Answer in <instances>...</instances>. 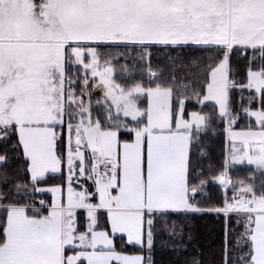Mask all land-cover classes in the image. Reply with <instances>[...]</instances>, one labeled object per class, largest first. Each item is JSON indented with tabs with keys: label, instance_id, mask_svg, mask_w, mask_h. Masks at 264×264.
Instances as JSON below:
<instances>
[{
	"label": "snow or ice",
	"instance_id": "6c2138e0",
	"mask_svg": "<svg viewBox=\"0 0 264 264\" xmlns=\"http://www.w3.org/2000/svg\"><path fill=\"white\" fill-rule=\"evenodd\" d=\"M189 42L223 51L208 74L203 98L200 93L196 97L201 104L215 101L220 116L235 122L229 97V89L237 86L229 79L234 46L261 51L260 69L249 68L247 83L239 87L264 94V0H0V139L18 136L32 190L53 194L46 214L27 203L6 206L0 219V264H143L140 255L118 253L113 237L121 234L128 243L143 245L146 236L150 249L157 215L205 211L192 202L206 182L190 186L189 151L193 126L199 131L208 117L192 112L185 119L184 99L174 111L171 86L136 83L125 88L116 83L111 53L101 51L105 45L135 46L144 58L150 45ZM68 62L82 66L85 89L90 73L94 86L111 101L103 122L93 120L84 105L82 96L90 93L82 91L78 98L71 88ZM149 74L157 76L151 69ZM142 95L148 98L146 109L137 104ZM243 111L255 117L257 127L229 132L231 159L264 171V103L257 111ZM120 113L126 119H119ZM65 123L66 195L62 185L34 187L47 173L61 171L56 127ZM122 133L129 139L121 140ZM5 160L0 155V162ZM227 169L226 159L225 170L214 179L235 188ZM80 177L92 184L73 187ZM239 184L231 202L225 197L222 208L207 211L246 216L241 239L248 250L238 260L264 264V185L257 194L252 185ZM15 187L28 190L27 184ZM40 204L45 207L44 201ZM78 210L86 213L84 231L77 227ZM101 212L110 232L96 230ZM225 256L228 264L227 248Z\"/></svg>",
	"mask_w": 264,
	"mask_h": 264
},
{
	"label": "trees",
	"instance_id": "16d2710c",
	"mask_svg": "<svg viewBox=\"0 0 264 264\" xmlns=\"http://www.w3.org/2000/svg\"><path fill=\"white\" fill-rule=\"evenodd\" d=\"M101 51L106 54L111 53L114 64L125 63L130 69L129 77L121 75L123 70L120 72V77L128 84L140 82L144 87H155L156 84L171 86L173 88V109L178 110L179 99H184L185 118H188L192 112L211 115L207 121L208 125L206 124L201 134L198 137L196 134L193 135V139L197 137L198 140L192 139L189 151L190 186L199 184L201 180L206 182L205 191L193 201L205 211H169L163 215H157L153 226V244L150 249L146 236L143 245H136L128 243L124 236L115 235L113 237L115 250L123 253H140L144 256V264H225V249L227 248L228 264H242L238 257L248 250L245 241L241 239L245 216L230 213L225 217L223 213L207 211V209L222 207L224 204L222 186L214 178L225 170L226 122L224 118L214 115L213 112L217 109L216 104L207 102L204 106H199L193 99H190L195 92L204 94L208 74L211 68L223 58V51L214 45L195 44L150 45L148 47L150 55L144 58L141 56V50L135 46L105 45L101 47ZM261 64L259 48L245 49L234 46L230 53L229 79L237 85L229 89L231 113L239 116L235 128L245 127L243 126L245 117L242 115V109L245 106L249 105L251 109H261L264 103V94L257 95L253 89L239 87L247 83L249 68L252 71H258ZM149 69L157 73L155 78L150 77ZM76 79L79 81L80 76L78 75ZM250 99L251 102H249ZM96 109L102 108L98 106ZM99 119L102 120V115H99ZM59 127L63 128L64 125L57 126L56 130ZM58 136L57 153H60L58 151L59 142L63 147L62 150L65 149L64 130ZM126 139H129V136L122 133L121 140ZM0 155L6 156V160L0 164V205H2L0 219L6 216V206L9 204L27 203L30 206H41L40 200L45 204L51 202L49 193L32 190L33 185L27 172V160L23 155L22 147L18 145L16 134L10 133L5 140L0 139ZM61 155L64 159L63 151ZM63 164L59 174L47 175L34 187L64 186L66 174ZM229 174L242 178L256 174L257 179L254 184L258 186V192L264 185V172L257 173V168L253 166H235ZM17 183L27 184V192H17L15 187ZM28 212L32 211L29 209ZM78 214L77 227L79 231H82L85 229V212L79 210ZM98 227L107 229L103 221H99ZM80 264L84 263L80 262Z\"/></svg>",
	"mask_w": 264,
	"mask_h": 264
},
{
	"label": "rangeland",
	"instance_id": "374dc122",
	"mask_svg": "<svg viewBox=\"0 0 264 264\" xmlns=\"http://www.w3.org/2000/svg\"><path fill=\"white\" fill-rule=\"evenodd\" d=\"M190 44H193V43H191V42H189ZM112 64H113V66H114V72H113V79L115 80V82L116 83H118V84H120L121 86H123V87H125V88H129V87H132L133 85H135L136 83H140V82H136V83H133V84H128V82H125L124 81V79L123 78H121L120 77V72L123 70V74H121L122 76L124 75V76H127V77H129L130 76V72H129V68L128 67H126V65H125V63H123L122 65H116V64H114L113 62H112ZM76 70H78L77 72H76ZM69 71H71V72H69ZM66 72H68V74H67V79L68 80H71V81H73V83L71 84V88L74 90V92H75V94H76V96L78 97V98H80L81 97V93H82V91H87L88 93H90V94H85V95H83L82 96V99H83V102H84V105H85V107H87L88 109H89V111H90V113H91V116H92V118H93V120H95V119H97V118H99V115H102V122L105 120V117L107 116V109L109 108V106H110V104H111V101H106L105 100V97H104V95H103V91H102V89L101 88H99V87H95L94 86V84L96 83V81H93L92 80V78H91V74L89 73V76H88V79H89V85H88V88L87 89H85V87H84V84H83V79H84V71H83V69H82V66L81 65H78V64H74V63H72V62H68V63H66ZM78 75L80 76V80L78 81L76 78L78 77ZM123 76V77H124ZM68 82H67V80H66V83H65V87L66 88H68ZM147 88V87H146ZM254 90V89H253ZM255 91V90H254ZM196 93H199V92H195V93H193L194 95H192L191 97H190V99H193V101L194 102H196L197 104H199V106H204L205 104H207V102H212V103H214L215 104V101H204V103L203 104H201L199 101H198V99H197V97H196ZM201 94V93H200ZM255 94H257V95H259L260 93H256L255 92ZM203 98V94H201L200 95V99H202ZM184 102H185V100H184ZM137 104L142 108V109H146L147 108V106H148V98H147V96L146 95H142V96H139L138 97V99H137ZM98 106H101V108L102 109H96ZM216 107H217V109H215L214 111L215 112H213L214 113V115L216 116H220V114H219V107L216 105ZM244 108H249L251 111H257V110H259V109H251L250 107H249V105H247V106H245ZM243 108V109H244ZM178 109H179V107H178ZM243 109H242V115L245 117V120L243 121V126H245L244 128H235L234 126H237V125H235V124H237L236 122H238V118H239V116L238 115H235V117H237V119L235 120V122H233V123H229L228 121H230L231 120V117H229L228 118V121H226V119L224 118V117H222V118H224L225 119V122H226V126H225V137H226V142H227V155H226V159L228 160V169H227V171H228V177L231 179V181L233 182V183H235V185H236V187L234 188L231 184L230 185H228L227 187H223L222 186V189H223V194H224V200H225V197H227L228 198V200H229V202H231V198H232V196H233V193H234V191H236V189L237 188H239L240 187V184H239V182L240 181H244L245 182V184H249V185H252L254 188H255V190H256V192H257V194H259V192H258V186L256 187V185L254 184V181H256V179H257V176H256V174H253V175H251V176H249V177H246V178H242V177H234V176H232V175H230L229 174V171L231 170V169H233L235 166H253L254 168H256L255 167V165H250V164H248L247 163V161H244L243 163H235V162H233L232 161V159H231V153H232V149H233V141H232V139H231V137H230V135H229V132L230 131H236V132H239V131H242V130H246V129H248L250 126L252 127V128H256L257 127V125H256V121H255V117H250V116H248L244 111H243ZM96 110V111H95ZM95 111V112H94ZM199 113V112H198ZM201 114V113H200ZM112 115H113V117L114 118H117V113H116V110H115V108L113 107L112 108ZM201 115H204V114H201ZM206 116V115H205ZM232 116H234L233 114H232ZM207 117H208V119H209V117H211V115L210 114H208L207 115ZM221 117V116H220ZM118 118L119 119H121V120H124V119H126V118H124L123 117V114L122 113H120L119 115H118ZM185 118V117H184ZM129 120H130V118H128ZM185 119H190V114H189V117L188 118H185ZM66 121H67V118H66ZM208 121V120H207ZM253 121V122H252ZM206 124H207V122H206ZM206 124L205 125H203L201 128H200V130L199 131H197L196 130V128H195V126H193V130H192V139H193V135L194 134H196L197 135V137H198V135L199 134H201V132L204 130V128H206ZM208 125V124H207ZM59 126V125H58ZM238 127H241V126H238ZM63 130H64V135H65V145H64V147H65V149L64 150H62V145H61V143L59 142L58 143V148H59V152L60 153H58L59 155H61V153H62V151H63V153H64V164H63V166H64V171H65V174H66V177H65V182H67V176H68V170H67V147H68V135H69V133H68V129H67V123H65V125H64V127L62 128V127H59V129L58 130H56L57 131V134H61L62 132H63ZM197 137H195L193 140L194 141H197L198 139H197ZM6 138H4V139H1V140H5ZM192 142V141H191ZM73 144H74V137H73ZM191 145V144H190ZM237 147L239 146V144H238V142H237V145H236ZM85 155H86V158H89L90 157V151H87V150H85ZM62 156V155H61ZM3 162H0V164H2ZM79 164V161H77V165ZM89 167H90V163H89ZM255 170V169H254ZM77 171H78V168H77ZM261 172H264V171H262V170H259V169H257V173H261ZM220 175V174H219ZM218 175V176H219ZM215 180V179H214ZM205 181V180H204ZM218 182V181H217ZM80 184H85L86 186H90L91 184H92V181H90V180H86L85 178H83V177H80L79 179H78V181L76 180V179H74V181H73V187H75V188H79V185ZM204 188H205V184H204V186H203V188L201 189V191L195 196V197H197L199 194H201V193H203L205 190H204ZM223 200V201H224ZM41 201V200H40ZM192 202H194V201H192ZM224 205V204H223ZM2 205H0V207H1ZM223 207V206H222ZM221 207V208H222ZM222 213V212H221ZM224 214V213H223ZM233 214H236V213H233ZM225 215V214H224ZM229 215V214H228ZM227 215V216H228ZM98 216H99V219H100V221L102 222V216H101V214L99 215L98 214ZM226 215H225V217H227ZM245 219H246V216H245Z\"/></svg>",
	"mask_w": 264,
	"mask_h": 264
},
{
	"label": "crops",
	"instance_id": "0c3cea01",
	"mask_svg": "<svg viewBox=\"0 0 264 264\" xmlns=\"http://www.w3.org/2000/svg\"><path fill=\"white\" fill-rule=\"evenodd\" d=\"M187 44H190V43H187ZM22 147V146H21ZM61 168H62V166H61ZM61 172V171H60ZM60 172H57V173H51V172H49V173H47L46 175H45V177L47 176V175H49V174H59ZM44 177V178H45ZM29 179H30V176H29ZM52 186H57V185H48V186H42V187H38V188H41V189H46V188H50V187H52ZM63 188H64V192H65V195H66V191H67V182L65 183V185L63 186ZM39 192H41V193H49L50 195H51V202H52V199H53V194L51 193V192H49V191H39ZM51 202L50 203H46L45 204V207H42V206H34L35 208H39V209H41V212H42V214H46V206L47 205H50L51 204ZM29 209L32 211V207H29ZM29 209H28V211H29ZM79 211V210H78ZM29 214H32V212H29ZM99 215H100V213H98ZM101 216H102V221L103 222H105L106 221V213H101ZM78 219H79V214H78ZM100 221V219H99V216H98V222ZM86 223H87V221H86V213H85V228H86ZM77 224H78V222H77ZM85 230V229H84ZM84 230H82V231H84ZM97 231H100V230H105V231H109L110 232V229H105V228H100V227H98L97 229H96ZM116 235H121V234H116ZM125 238H126V240H127V237L126 236H124ZM113 243H114V241H113ZM132 244H135V243H132ZM136 245H138V244H136ZM77 250H79V249H77ZM89 250H91V249H89ZM117 251V250H116ZM118 253H121V254H123V255H127V256H135V255H140V256H142L143 257V264H144V256L142 255V254H140V253H123V252H119V251H117ZM67 254H69V255H72V254H74L72 251H69ZM81 262H83L84 264H87V261L86 260H82ZM113 263H116L115 261H113Z\"/></svg>",
	"mask_w": 264,
	"mask_h": 264
}]
</instances>
